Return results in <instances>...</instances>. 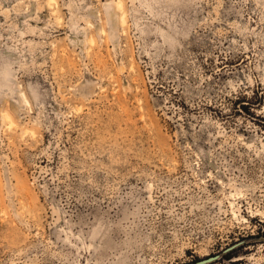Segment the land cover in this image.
Listing matches in <instances>:
<instances>
[{
    "label": "rangeland",
    "instance_id": "rangeland-1",
    "mask_svg": "<svg viewBox=\"0 0 264 264\" xmlns=\"http://www.w3.org/2000/svg\"><path fill=\"white\" fill-rule=\"evenodd\" d=\"M120 1L0 0V264H264V0Z\"/></svg>",
    "mask_w": 264,
    "mask_h": 264
},
{
    "label": "bare ground",
    "instance_id": "bare-ground-1",
    "mask_svg": "<svg viewBox=\"0 0 264 264\" xmlns=\"http://www.w3.org/2000/svg\"><path fill=\"white\" fill-rule=\"evenodd\" d=\"M116 5H117L118 8L122 9V2L120 0H118V3H116ZM121 23H124V17H123V15H121Z\"/></svg>",
    "mask_w": 264,
    "mask_h": 264
},
{
    "label": "water",
    "instance_id": "water-1",
    "mask_svg": "<svg viewBox=\"0 0 264 264\" xmlns=\"http://www.w3.org/2000/svg\"><path fill=\"white\" fill-rule=\"evenodd\" d=\"M213 258H215V256L207 257V258H205V259L200 260L197 264H201V263L207 262V261H209V260H211V259H213Z\"/></svg>",
    "mask_w": 264,
    "mask_h": 264
}]
</instances>
